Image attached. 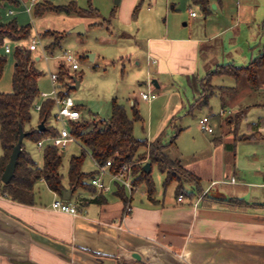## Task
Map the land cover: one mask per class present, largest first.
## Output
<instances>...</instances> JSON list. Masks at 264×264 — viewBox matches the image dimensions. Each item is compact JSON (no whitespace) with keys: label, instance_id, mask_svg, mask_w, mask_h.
I'll use <instances>...</instances> for the list:
<instances>
[{"label":"crops","instance_id":"1","mask_svg":"<svg viewBox=\"0 0 264 264\" xmlns=\"http://www.w3.org/2000/svg\"><path fill=\"white\" fill-rule=\"evenodd\" d=\"M21 1L27 2L18 0V4ZM143 1L147 0H116L111 17L117 6L120 13L122 6H127L135 19ZM148 1L153 5L152 12L164 10L166 25L161 27L155 16L149 17V23L146 20L143 52L140 60H133L135 65L144 62L147 67L146 79L140 82L145 88L139 92L148 89L147 81L150 80L155 94L151 101L143 100L149 106L147 141H153L163 131H170L173 120L181 116L182 96L189 106L195 101V90L206 88L205 106L209 105L210 97L219 99V102H212L219 104L218 118L204 115L208 117L211 133L201 131L198 121L181 127L176 137L181 152L175 159L185 170L196 175L199 183L195 186L189 182L184 184V191L188 193L177 196V183L172 182L173 197L163 195L159 199L154 190L151 198L146 192L137 200L133 198L136 187L133 184L130 193L124 188L125 203L116 193L120 185L108 183L107 176H104V182L108 183L109 190L98 191L90 184L94 192L69 188L67 180L62 179V190L70 192L65 194L66 200L62 199L61 193L51 191L43 180L37 182L52 195L49 202L41 201L35 189L37 182L33 187V205L17 203L0 195V264H264V209H237L225 202L202 198L205 194L215 198L236 197L249 204L264 205V154L261 144L254 142L264 139V70L259 72V75L263 74V80L258 75L257 86H252L245 76L235 79L231 75L215 73L223 65L247 66L260 55L264 45V0H203L207 3L206 10L201 0ZM44 2L37 0L36 4ZM191 11L195 16H191ZM47 12L55 11L34 16L40 17ZM69 15H75L70 27L73 29L81 23L83 33L96 23L86 21L85 18L92 16ZM104 25L108 23L100 26ZM39 28L37 38L50 41L45 46L40 41L38 49L41 47L47 54L46 46L58 41L63 32L48 20ZM47 31L50 33L44 35ZM28 39L29 42L32 38ZM27 41L20 43L27 44ZM35 51L32 53L36 62L40 56L35 57ZM92 55L93 61L95 54ZM57 60L58 69L59 58ZM12 72L13 68L11 75ZM223 77L232 78L234 82L225 84ZM243 78L247 86L239 84ZM176 85L183 91L176 89L177 100L173 93L159 102L156 89L163 92ZM11 90L0 89L5 93ZM138 100H142L139 95L130 102L137 104ZM157 106H161V111L154 119ZM75 107L82 117L80 106L75 104ZM252 110L256 113L248 118ZM35 111L37 118L32 117V128H37L40 123L39 113ZM44 126L50 125L46 122ZM245 136L252 137L242 139ZM36 147L42 149L37 144ZM147 162H142V167ZM151 168L150 163L149 173ZM94 171L96 169L91 172ZM93 176L87 179L88 184ZM135 177L136 174L133 180ZM250 187L259 191L254 192ZM99 194L103 195V201H91ZM54 199L75 205L78 213L72 215L53 210L50 204ZM128 203L131 210L124 213Z\"/></svg>","mask_w":264,"mask_h":264},{"label":"trees","instance_id":"2","mask_svg":"<svg viewBox=\"0 0 264 264\" xmlns=\"http://www.w3.org/2000/svg\"><path fill=\"white\" fill-rule=\"evenodd\" d=\"M4 2L13 5L18 4V0H0V7ZM204 10H206L207 3L203 0L200 2ZM45 11H55L59 13L80 14L81 16H99V14L92 9L89 2L88 8H80L74 1L65 5H53L50 1H45L43 4H36L34 7V15H40ZM102 23H93L92 26L109 23V19H104ZM30 24L20 25L13 17L7 21H0V78L2 76L5 63L6 53L4 52L5 41L21 42L30 36ZM264 31V20H263ZM49 31L44 35H48ZM57 40L54 44L46 46L47 53H52ZM13 59L15 65L11 75V92L5 93L0 91V195L21 204H34L33 187L37 181L43 180L46 186L55 193H60L64 189L62 183L63 175L60 173L62 165V158L59 148L45 143L42 146V165L37 166L29 152L24 148L22 142L21 151L17 157L14 175L10 182L3 184L1 182V175L6 164L9 161L13 146L16 144L19 136V127L21 126L25 132L24 139L36 143L42 138L55 136L57 130L51 126H44V130L40 131L37 128L30 127L32 119V109L39 96V89L37 82L43 73L35 66V59L31 50L24 45H16L13 50ZM69 69V68H68ZM63 65H59L56 75V86H62L67 89L71 84L72 76L70 72L66 71ZM261 70H264V45L262 52L258 57L252 60L247 66L235 67L232 65L219 66L215 73L222 75H231L235 79L242 76L252 84L258 85V75ZM74 77H77L75 75ZM206 90V91H205ZM205 93L207 89L205 88ZM60 95H67L65 92H59ZM206 97V96H205ZM204 100V99H203ZM53 107L51 99H45L41 102L39 113V122L46 124ZM132 117H129L125 107L118 103L114 98L110 104V115L107 119L92 118L90 121L84 120L80 117L77 121L69 122V129L71 134L79 141L82 150L79 155H72L68 161V170L66 174L67 184L69 188H82L94 192V188L87 183V179L94 175V172L86 173L82 170L84 158L89 153L92 159L99 165H103L107 160H111V171H117L124 163L132 161L146 160L151 164H156L161 173L165 175L164 186H168L172 182H176V195H184V184L199 183V178L193 173L185 170L179 160L171 159L164 154V149L175 143L176 137L180 131L176 129L175 134L171 137L168 143H165V131L161 132L153 141L148 142L147 139H138L133 135L134 122L140 120V113L138 108L131 106ZM28 127V129H26ZM252 136H245L242 139H250ZM148 148V153L141 149ZM146 157V158H145ZM133 172L136 174L133 180L134 186L144 182L147 187L148 196L154 194V184L150 178V173L146 172L142 164H135ZM124 188L117 186L116 193L120 196L123 202H126V195ZM210 198L214 201L225 202L233 208L243 209L245 207H259L264 209L261 204H249L243 201L242 198L236 197H212L208 194L203 195L202 198ZM91 201H103V195L99 194Z\"/></svg>","mask_w":264,"mask_h":264},{"label":"rangeland","instance_id":"3","mask_svg":"<svg viewBox=\"0 0 264 264\" xmlns=\"http://www.w3.org/2000/svg\"><path fill=\"white\" fill-rule=\"evenodd\" d=\"M50 1L53 5H65L70 1H74L76 5L80 8H88L89 2L92 9H94L99 16H92L85 18L86 21L90 22H99L102 23L103 19H109L108 25L104 26H90L87 27L83 35L70 32L72 29L70 24L73 23L75 15H66L63 13L56 12H47L43 16L37 17L33 14V9L30 12L26 11V6H28V0L25 4L21 1L17 5L4 2L0 7V21H7L11 18H16L18 24L25 25L30 24L31 26V38H37V32L40 30V25H44L45 21L48 20L53 24L57 30L63 32L62 36L59 37L57 45L52 53H47L48 59H44L42 55V48L40 47L34 53L35 57L40 56L39 60H36L35 66L43 73L41 78L38 81L39 87V96L36 99V104H39L43 101L41 97V92H51L54 88L56 90L65 92L69 97H71L76 105L80 106L82 111V118L86 121L92 120L96 117L98 119H107L110 115V104L112 99H116L118 103H121L128 114L129 117H132L131 99L134 96L139 95V90L145 88L143 84H140L141 81L146 79L147 67L144 62L139 66L134 64V58L140 60L141 54L143 52V47L145 43V37L147 31H144L148 23L150 22L151 16H155L156 21L160 23L161 27H164L166 23L163 19L166 17L164 10L158 11L155 13L153 11V5L147 0L141 3V6L137 10V18L133 19L131 17L132 12L128 9L127 6H122L121 13L118 8L115 9L114 17L112 10L114 9V3L116 0H44ZM30 2V0H29ZM149 7V11H147ZM9 10H12L13 15H5ZM150 17V19H149ZM75 27V26H74ZM123 34V36H122ZM30 38V39H31ZM28 39V40H30ZM43 46L48 44L50 40L46 38L39 39ZM27 41V40H25ZM29 42L27 41V44ZM5 44L10 47V53H6V63L0 78V89L7 88L12 89L11 87V70L14 65L13 59V50L14 47L18 44L22 45L19 42L5 41ZM26 42H23V45ZM26 44V45H27ZM0 51H3V48H0ZM64 51L75 54L78 58L79 68L73 70L67 68V72H70L71 76L77 75V79L80 80L79 87L77 89H66L63 86L59 88L51 80V72L56 71L58 60L57 55H62ZM95 54V60H90L85 57L86 54ZM54 57V58H53ZM262 74V73H261ZM260 76V80H263V74ZM226 83L234 82L232 78H222ZM72 80V79H71ZM240 82L242 86H247L245 79ZM72 84V83H71ZM198 84V83H197ZM171 87L167 90L161 91L162 89H156V94H158L159 102L162 99L170 94L175 95L177 100V90L182 91L180 87L176 88ZM57 90V91H58ZM183 92V91H182ZM7 93V92H6ZM204 91L200 88L195 90L193 97L196 100L201 99L196 103L191 102L188 106L187 101L183 96L181 100L183 102L182 110L180 112L181 116L174 119L172 125L170 126V131L166 130L165 134V143H168L171 137L174 136L176 129L184 127L187 123H197L200 118L204 115H214L218 118V111L220 110L219 104H212L213 101L219 102V99H214L213 97L209 98V105L205 106L203 104ZM188 98V97H187ZM171 102L173 98L170 97ZM190 99V98H188ZM191 101V99H190ZM135 104V103H134ZM162 105V104H160ZM218 105V106H217ZM135 106L138 108L140 113V120L134 122L133 126V135L138 139H146L147 136V120H148V104L143 100H138ZM55 108L51 110V114L47 120L51 128L59 130L61 125L54 120ZM161 106H157L154 109L153 118H157L160 115ZM33 119L37 118V112L32 109L31 111ZM254 110H252L248 118L252 117ZM214 121V119H212ZM67 128L69 123L66 124ZM172 130V131H171ZM178 141L176 140L175 144H171L164 149V154L171 159L178 158L181 152V148ZM257 145L261 144L263 154H264V139L254 141ZM51 144V141L45 142ZM252 144V143H251ZM249 145V144H245ZM24 146L27 151H29L30 156L37 164L42 163V149L36 147V143L24 140ZM62 165L60 167V173L63 175V181H66V174L68 170V161L72 155H79L81 152V146L77 142H71L66 147L60 148ZM143 150L148 153V148L141 149L139 153H142ZM1 154V148H0ZM247 155V154H246ZM238 157L241 159V154L238 153ZM146 158V157H145ZM147 161H132L133 165L141 164L142 162ZM264 165V161H263ZM96 169V164L89 154H86L82 170L86 173L91 172ZM150 178L153 181L155 188V196H158L159 199L165 195L167 198L173 197L174 183L164 186L165 175L160 172L156 164H152ZM40 195L41 201L49 202L52 199V195L49 191L46 190V187L41 183L37 182L35 188ZM251 189V187H250ZM147 187L144 182L139 183L133 191V198L135 200L139 199L141 196H145ZM254 191L255 189H251ZM36 191V192H37ZM259 191L257 189L254 192Z\"/></svg>","mask_w":264,"mask_h":264},{"label":"built area","instance_id":"4","mask_svg":"<svg viewBox=\"0 0 264 264\" xmlns=\"http://www.w3.org/2000/svg\"><path fill=\"white\" fill-rule=\"evenodd\" d=\"M37 0H30L28 6H26V11L30 12L33 5H35ZM12 10L8 11V14H12ZM191 16H195V12L191 11ZM40 44L39 38H33L27 44V48L31 51H35L38 49ZM4 52L10 53V47L5 44ZM42 55L45 59L49 58L45 52H42ZM59 58L60 65L66 66L73 70L78 68V61L77 56L70 52L64 51L62 55L56 56ZM51 80L54 84L57 83V75L56 73H51ZM148 89L146 91H140L139 96L142 100L151 101L155 94L152 91V83L150 80L147 81ZM42 99H51L53 101V107L55 108L54 120L57 123H60L61 127L57 130L55 136L48 137L45 139H40L36 142L37 146L41 148L45 141H51L52 145L56 146L57 148H64L71 142H76L77 139L71 134L69 128L66 127V124L71 121H77L80 119L81 114L79 110L76 109L75 103L71 97L68 95H60L57 92L56 88H54L50 93H41L40 94ZM41 107V103L34 104V109L39 111ZM199 129L206 133H211L212 128L209 124L208 117H202L198 122ZM111 160H107L105 164L99 165L96 163V175L90 179V184L94 186L98 191H108L109 185L108 183H117L123 188L126 189L129 193L133 189V163L127 162L124 163L117 171H111ZM104 176L108 177V183L104 182ZM181 196L179 197V200ZM50 207L53 210L64 212L68 214L75 215L78 213V209L75 205L63 202L59 199H54ZM131 210L129 203L124 206V213H127Z\"/></svg>","mask_w":264,"mask_h":264},{"label":"water","instance_id":"5","mask_svg":"<svg viewBox=\"0 0 264 264\" xmlns=\"http://www.w3.org/2000/svg\"><path fill=\"white\" fill-rule=\"evenodd\" d=\"M71 31L72 32H75V33L82 34L83 31H84L83 24H81V23L78 24ZM86 56L90 60H92V57H93L92 54H86ZM72 81H73V83L68 86V90H70V89H77L79 87L80 81L76 77L72 76ZM37 129H39L40 131H43L44 130V122L43 121L38 124ZM24 137H25V132L23 131L22 127L20 126L19 127L18 140H17L16 144L12 148V152L10 154L9 161L6 164V166L4 168V171H3L2 175H1V182L3 184L9 183L10 180H11V178L14 175L16 160H17V157H18V155H19V153L21 151V145H22V142H23ZM149 166H150V163L149 162L145 163L144 166H143V169L147 173L149 172ZM60 193H61L62 199H64V200L68 199V197L65 196V194H70L69 191H64V190H61ZM133 256L136 259H138V256H136V255H133Z\"/></svg>","mask_w":264,"mask_h":264}]
</instances>
